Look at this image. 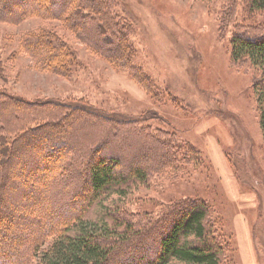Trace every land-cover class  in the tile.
<instances>
[{
    "label": "trees",
    "instance_id": "obj_1",
    "mask_svg": "<svg viewBox=\"0 0 264 264\" xmlns=\"http://www.w3.org/2000/svg\"><path fill=\"white\" fill-rule=\"evenodd\" d=\"M247 2L251 9L264 10V0ZM30 17L61 21L79 43L115 69L131 71L144 89L160 96L155 82L135 63L131 26L116 13V0H0V23L16 24ZM231 46L234 63L248 60L261 74L253 89L264 129V34L239 26ZM19 51L37 69L65 77H71L78 62L68 42L45 28L23 34ZM5 69L0 53L1 76ZM80 120L93 122L99 130L91 137L81 136L76 131ZM137 123L118 121L75 101L26 100L0 88V234H6L0 235V264H31L33 259L35 264H229L231 250L219 232L214 206L205 198L173 201L147 222L133 223L120 208L92 216L104 197L126 194L148 183L153 174L178 176L182 163L202 162L192 143ZM127 138L133 141L127 143ZM68 139L75 150L62 144ZM119 146L124 157L116 155ZM74 163H83L86 170H71ZM47 169L43 181L31 173L40 175ZM58 185L65 187L54 195ZM47 194H52V201ZM34 196L44 205L22 210V204L34 203ZM9 221L17 228L8 227ZM49 236L51 241L43 246ZM125 244L127 249L120 252ZM133 252L139 255L131 257Z\"/></svg>",
    "mask_w": 264,
    "mask_h": 264
},
{
    "label": "rangeland",
    "instance_id": "obj_2",
    "mask_svg": "<svg viewBox=\"0 0 264 264\" xmlns=\"http://www.w3.org/2000/svg\"><path fill=\"white\" fill-rule=\"evenodd\" d=\"M116 13L131 26L135 63L155 82L159 97L144 89L131 71L115 69L79 43L61 21L41 17L0 23V53L6 68L0 88L26 100L75 101L118 121L132 119L139 126L192 143L202 162L182 163L178 176L153 174L148 183L135 185L126 194L104 197L92 216L120 208L133 223L147 222L173 201L202 197L214 206L219 232L231 250L229 264H264V129L253 89L261 74L250 61L231 59L235 29L258 28L264 34V10L251 9L247 0H116ZM44 28L60 34L76 53L71 77L41 71L19 51L23 34ZM92 123L80 120L76 131L91 137L99 130ZM62 144L69 151L76 148L72 139ZM123 149L119 146L116 155L124 157ZM51 160L46 161L51 164ZM71 170L86 169L83 163H74ZM31 173L43 181L49 171ZM74 185L86 188L82 183ZM65 186L58 185L54 195ZM47 197L52 201V194ZM34 199L22 204V210L44 205L40 197ZM9 222L8 227L17 228ZM144 238L151 247L150 236Z\"/></svg>",
    "mask_w": 264,
    "mask_h": 264
}]
</instances>
